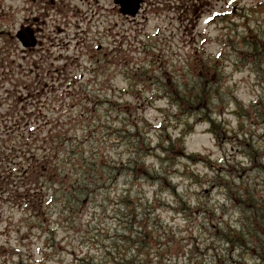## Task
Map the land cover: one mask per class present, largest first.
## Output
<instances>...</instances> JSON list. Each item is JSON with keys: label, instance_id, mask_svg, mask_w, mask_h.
Wrapping results in <instances>:
<instances>
[{"label": "rangeland", "instance_id": "obj_1", "mask_svg": "<svg viewBox=\"0 0 264 264\" xmlns=\"http://www.w3.org/2000/svg\"><path fill=\"white\" fill-rule=\"evenodd\" d=\"M152 1L163 18L136 38L107 10L102 53L115 51L104 60L74 57L65 69L46 59L43 69L0 53V264H264V56L244 58L242 38L264 41V0ZM194 54L207 59L197 71L215 78L207 113L225 134L163 86L171 75L185 94ZM57 134L66 140L45 185L36 179L43 188H18ZM132 217L130 230L150 233L140 251L122 230Z\"/></svg>", "mask_w": 264, "mask_h": 264}, {"label": "flooded vegetation", "instance_id": "obj_2", "mask_svg": "<svg viewBox=\"0 0 264 264\" xmlns=\"http://www.w3.org/2000/svg\"><path fill=\"white\" fill-rule=\"evenodd\" d=\"M80 1L86 4L84 10L75 0H0V53L6 57L11 54L17 57L18 53L23 60H38L43 69L46 59L64 61L63 67L68 68L69 60L75 55L74 18L80 27L76 32L78 36L87 34L96 17L104 12L99 6L102 0ZM113 8L121 16L119 6L114 3ZM139 16L125 17L137 23ZM103 17L104 14L100 16L102 23L105 22ZM27 32L34 36L30 47H25L19 39V34ZM102 50L100 46L98 51Z\"/></svg>", "mask_w": 264, "mask_h": 264}, {"label": "trees", "instance_id": "obj_3", "mask_svg": "<svg viewBox=\"0 0 264 264\" xmlns=\"http://www.w3.org/2000/svg\"><path fill=\"white\" fill-rule=\"evenodd\" d=\"M243 39H245L244 41H246L247 43L243 44L244 48L249 47V49L251 50L250 54L248 52H245L244 58H248L249 56L252 55H256L255 59L256 60H261V55L264 56V41L259 38L257 42H252L250 41L251 39L248 37H242ZM255 40V39H252ZM243 51V49L241 50ZM244 52V51H243ZM259 56V57H257ZM198 65L196 63L192 64V67H190V71H193V85L190 86L191 81L189 80V78H184L182 81L183 85L185 86V94L182 93L179 88H177L179 86V83L177 82L176 87H171V84H169V81H167V75L163 76L162 83L163 86L167 87L168 91H169V97L174 101H178L179 106L181 108H183V112H187L189 110L191 111H198L197 113L202 115V116H207L210 119V122L212 125H215V133L216 135H219L220 133H222V129L218 131L219 128H221L220 123L214 119H212V114L211 113H207V109L210 108L211 105H213V97L216 93V90L214 88L215 86V82L213 78V76H206L204 74H200V72H198ZM201 71H204V69H201ZM211 72V71H210ZM212 78V79H211ZM211 79L208 84H207V80ZM198 80V81H197ZM196 84V85H195ZM209 96V103H207L205 105V103H203V101L205 100V96ZM216 96V95H215ZM239 111V110H238ZM263 112L262 114H260L263 117ZM64 140H60L57 145H53L51 148V151L49 152V156H51V154H56V152L59 149V146H61L63 144ZM173 146V144H172ZM47 155V157L44 158L43 161H40V158H38L37 160L35 159V161L33 163L30 164V168H28L26 170L25 176L22 179V183L19 182L18 188H25L26 191L32 192V193H39V190L43 188V186L41 187V183L36 180L38 178V176H45L46 178L49 176L50 174V166H51V162L53 161L52 159H49V157ZM190 158H193L194 160L199 159L202 160L203 157H197V156H188ZM252 158H253V153H252ZM35 164V165H34ZM49 165V166H48ZM115 168V167H114ZM118 169V168H115ZM46 171V173H44ZM48 173V174H47ZM112 174H114V171L111 172ZM151 174L149 171H146V174ZM28 180V181H26ZM99 181V180H98ZM96 182V181H95ZM90 185L91 182L89 183ZM9 186V185H8ZM7 186V187H8ZM6 187V188H7ZM76 188V187H75ZM33 190V191H31ZM82 193L86 192L87 189L83 186L82 187ZM23 194V198H26V194L24 192H22ZM81 195V194H80ZM76 198L78 200L79 197L76 196ZM129 197H125L124 202L126 203V199ZM69 200V199H68ZM129 200V199H128ZM23 201V199L21 200ZM132 220L128 223H126L123 226V231L124 233H128L130 234L132 239H135L136 243L131 247L132 249L136 250V251H140L142 248L151 246L152 243H150L151 241H147L148 236L150 235L147 227L143 224L140 225V229H137L136 231L133 229H129V225L131 226V223L133 221ZM129 236L124 235L125 240L128 238ZM153 239V237H152ZM151 239V240H152ZM126 258H122V259H117L118 261H122L125 262L124 264H134V261L132 259H128L125 260Z\"/></svg>", "mask_w": 264, "mask_h": 264}, {"label": "water", "instance_id": "obj_4", "mask_svg": "<svg viewBox=\"0 0 264 264\" xmlns=\"http://www.w3.org/2000/svg\"><path fill=\"white\" fill-rule=\"evenodd\" d=\"M125 3H128V2H123V12H125V13H128V12H135V10H136V8L137 7H134L135 6V4L133 3L132 4V7H130L129 5H126V8H125ZM138 3H139V1H138Z\"/></svg>", "mask_w": 264, "mask_h": 264}, {"label": "bare ground", "instance_id": "obj_5", "mask_svg": "<svg viewBox=\"0 0 264 264\" xmlns=\"http://www.w3.org/2000/svg\"><path fill=\"white\" fill-rule=\"evenodd\" d=\"M125 198V197H124Z\"/></svg>", "mask_w": 264, "mask_h": 264}]
</instances>
